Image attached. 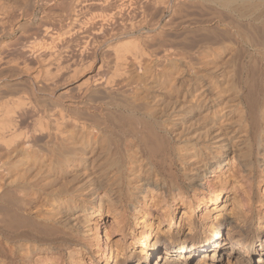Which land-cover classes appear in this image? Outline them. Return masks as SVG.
<instances>
[{
	"label": "bare ground",
	"instance_id": "1",
	"mask_svg": "<svg viewBox=\"0 0 264 264\" xmlns=\"http://www.w3.org/2000/svg\"><path fill=\"white\" fill-rule=\"evenodd\" d=\"M2 1L0 2H5ZM102 1L103 0H101V2ZM136 1L138 0H110L109 2L113 3L111 8L113 13L111 12L110 14V11L108 12L111 17H113V19L111 20L113 21L115 18L114 21L116 24V21L119 20L122 15L126 16V7L131 8V6H134V8H136ZM142 1L144 0H141L140 3H142ZM151 1H144L145 3H143L145 5L141 4L142 7H139L141 9L147 8L153 3H155V1L153 3ZM243 1L246 4L244 7H241V13L244 17H252L253 22H250L249 25L253 31V33L251 32L253 35H245V38L243 39V42L240 45L241 48L238 47V51L236 52V54L231 53L232 50L230 51V53H228V50L231 49V47L226 46L224 42H222V39L220 38V41L219 37L216 35L214 36V34L213 37L207 39L205 38L206 40H198L196 45L201 48L205 47V45H217L223 43L221 46L223 51H214L212 53L209 52L205 54L200 49H197L193 52L188 53L189 55L185 56L186 58H184L188 62V65H191V68L182 70L184 71V76L178 79L179 84L171 85L168 91L163 92V96L165 97L161 98V107L159 112L151 110V107L149 109L147 104L144 105L145 103L143 105H141L142 103L137 104L135 102L137 99H131L129 106L130 110H132V113H130V119H127V121L129 122L127 130L130 132V135L138 139L142 155H144L145 159L148 161V164L150 165L151 169L153 171L156 170L158 172L160 171L161 173L163 172V174H165L167 177V181H150L149 177L151 171L148 172L146 168L142 171L139 170V172H135L133 174L134 178H132V172L134 171L132 169L133 167H131V163L135 162L136 160L134 159V155L129 150V145L124 142L122 144L117 139H114L113 136L110 134L111 132L109 133L108 131L113 123L120 127H124V121L126 120L125 117H118V114L117 116L115 114V117L113 115L114 113L112 114V111H109L108 108L103 109L104 112L102 113V108H99L100 106H94L92 108L90 106L91 109H89V107L83 108L84 105H87L84 103L85 101L83 102L78 99H75L74 94V97H72L73 95L71 96V93L69 94L71 90L68 91L67 88L66 89L68 91V94H66L67 91H62L61 94L59 92V98H61V100H64L65 97L69 96L70 100H67L68 102L60 103L55 101L54 99L50 98L49 100L48 97H45V94H47V92H49L50 90L49 88L52 87V85L49 87L52 80L50 81V83H48L50 79L47 82L43 81L44 79L41 80L43 76H40V72L44 69L42 67H46L47 70L44 69L43 71H47L48 75L51 73H55L53 69L56 65L53 66V69L51 68L52 66L50 65L54 61L48 53H50L49 50H51V48L59 50L58 48H55L56 42L54 43L55 46H52V42L55 35H50L51 33H49L48 29V27L50 26H48L47 28L46 26L45 28L43 27L42 33L38 31L41 33V35L44 34V36H47V38L44 37L45 40L43 42L41 40L39 42V39H37L36 42V39H34V41L32 40V38V41H29L30 43L28 42L29 44H24L23 46L18 45V51L15 49V52H18L21 56H23V58L25 55L30 54L33 59H36V63H40V65L41 63H44V66H42L39 71L38 69L36 70L37 72H35L36 74L34 76V80H36L35 83L37 84V89L40 93V96L38 97H41L42 101L48 103L45 104L43 108H39L40 106H37L38 108H36L35 106L37 104L34 106L32 102L28 101V99L27 101L35 107H32L33 109L29 110L28 108L31 107V104L28 105V102H26V104L25 101L22 100L24 98L20 99V97L18 98V96L14 94L17 97V102L14 99V103L11 101L13 104L8 103L3 107L2 105H0V179L4 180L5 176L8 173L14 172L11 171L10 168H7L8 166H6L10 164L13 160H15V164L13 166H9L18 167L23 171L22 173L19 171L20 173L18 177L13 179V181H0V233L6 236L11 235L13 239H15V243H20L19 246L21 247L25 242L30 243L29 245L23 248V250L25 251V254L23 255L19 252L17 253L16 247L7 249L6 245L2 244L3 241L0 238V256H8L7 252H9L10 257L12 258L11 261L9 260V262L6 264H15L14 260L17 257L24 256L25 258H31L36 254L38 255L36 258L37 262L39 264H42L46 261H52L53 256L59 253L63 254L65 252H69L70 255L75 257L76 254L79 253L80 248H87L90 251V248L93 245V239H88L85 234H81V228L78 223L75 222V220L79 219V214L77 213L79 211H83L86 213V216L89 213H92L93 215L97 214L99 216L102 215L104 210L108 209V211L111 210V212H113L116 216V218L114 219L116 223L120 224V220H118V218H120L122 221L123 218L127 217V214L119 213V211L116 210V207H114L113 202L117 197L122 195L120 201L126 199L128 206L131 208L132 211H134V213L138 210L142 218H146L149 212H151V204L148 200V192L158 197L159 202H162L167 205V209L162 212L161 217L163 218L164 222H169V229L165 230L163 233H155L153 235L151 234V230L146 227V220L140 219V223L137 226L139 227L138 233H133V236L135 238V244H139L143 248L134 249L129 252H125L124 254V249H126V247L124 248L120 245V247H118L117 249L116 255L114 254L113 256V261L111 262V264H264V226H258L254 213L245 211L243 213L240 212L239 214L236 213L235 215L221 214L219 216L213 217V213L217 211L214 210L215 206L213 205H215L220 200L222 194V189L217 187L216 181H214L218 174V171H220L222 168L224 169V171H226L227 169L229 170L236 168L238 171L243 170L247 172H254V170L257 168L259 175L261 177H264V113H260V105H262L263 103L261 104V99L259 98L261 94H258L260 86H263L264 84V81L261 80L262 75L264 73V2L262 4L258 3V5H255V0ZM101 2L96 0H77V5L76 3L74 5L72 3V6L74 7H70H72L73 9L75 8V10L78 12V10H84L89 6L92 8L97 6L99 8L100 4H104ZM107 2L108 1H105V4ZM68 3L69 2H67V4ZM161 4L162 3H160V5ZM154 5L156 7V3ZM162 5L164 7V4ZM109 6L111 7V5ZM234 7L236 8L237 5H235ZM72 8L70 10H72ZM153 8L151 9V12ZM102 9L105 8L102 7ZM143 9L140 10L142 11V13ZM156 9L158 10V7ZM2 10L4 11L5 9L0 4V17L5 15L6 12H10V8L9 10L7 9L8 11L5 10V14L2 13ZM253 10H255V12H251ZM84 11L88 14L87 11H89V8L87 11ZM134 11L136 10L134 9ZM147 11L145 10L144 12ZM153 11L155 12V15H157L156 11ZM158 11H160V8ZM148 12L150 13V10ZM154 12H152L153 15ZM79 13L84 14V12ZM138 13L139 11L137 12V14ZM74 14L76 15L75 12ZM92 14H94V12ZM109 14L107 16L106 13L105 18H109ZM127 15L129 14L127 13ZM80 16L72 15L73 19L71 18L72 22L70 21L71 24L69 23L70 27L68 26L67 28V24V29L65 28L67 31L64 33L60 32V35L61 37L63 36V39L64 35L68 34V37H66V35V38L64 40H68L69 36L74 38L76 35H82L79 38H81V42H84H82L83 45L81 44L82 46L78 53V48L76 49L77 54L71 53L72 55H74L70 56V58L72 57L73 60V62L71 63H74V66L72 69V64H70L73 72V74L71 72L70 75L75 76L76 79L77 74L79 75L81 73V75H83L82 73H85L87 70L93 68V71L96 70V74H91L93 72L92 71L89 75V73L87 72L85 74V76L87 77L85 79L83 78L81 83H77L78 89H81L86 86V89L84 88L85 92H83L84 97L93 101L97 97L96 94L100 93V99L103 100V103L115 104L119 101L124 100L123 98L117 100L118 98L116 97V95L121 94L122 96V92H127L125 91L127 88H125V90L123 89V91L121 90L122 92L119 91L118 85L114 83L115 79L113 78L115 76L111 78L110 74L108 75L103 72L105 70H102L103 66H105L102 62L103 55L99 53V51H96L98 49L97 42H100L102 40L104 42V39H106L105 37L108 36L109 32H107V30H109L110 28H107L106 30V27H111L110 24L112 22L111 20H109L110 18L108 19L110 24H108V22L106 21L107 19L105 20V22H103L104 19L100 18L101 16L97 18L98 15L95 16L96 18L94 16L91 18H89L88 16V18L86 19L85 17L87 16H85L84 18L82 17V19H85L87 21H81V18H79ZM173 16L175 15L173 14ZM11 18L9 20H11ZM128 18L131 17L128 16L127 19ZM122 21L123 20H121V23H123ZM148 21L150 22V20ZM106 22L108 25L105 24ZM117 23L120 26L121 23ZM153 23L152 25L155 28L161 27L162 25L160 21H157V23L155 22L156 24ZM239 26H241V24ZM115 27H117V25H115ZM124 27L126 28V26ZM124 27L123 30H125ZM29 28H32V26H29ZM115 29L118 30L117 28ZM115 29L113 28V30ZM36 30L38 29L36 28ZM63 30L61 31L63 32ZM118 31L120 32V30ZM213 31L215 32V30ZM119 32L114 33L113 31L115 37L121 35V33ZM40 33H38L37 35H39ZM57 33H59V31ZM100 35H102L104 39L101 40L99 37ZM123 35L118 38L112 37V39L110 38L106 40V43H113L115 41L114 39H116V42L114 43L115 45H113L115 46L114 48L116 55L114 53L113 54L114 56H117V67L119 66L120 62L123 63L128 60L125 58V54L127 52H130L132 53V56L134 55L135 58V61H133L132 59V62H135L136 66L141 69L142 66L144 67V64L142 63V60L144 59H141L140 55L141 57L146 56L151 60L152 54L149 52L147 53V51L144 52V47H140L138 44L139 42L135 41L136 39H131L127 42L117 44V40L120 38L123 39ZM27 36L28 35H26V37ZM33 36L35 38V34ZM59 36H56V38ZM20 37L18 36V38ZM42 37L40 38L43 39ZM127 37L132 36L127 35ZM155 37L157 39L156 35ZM22 40L24 41L25 38ZM28 40H25V43ZM56 40H59L57 41L59 43L62 39L60 40V38H58ZM233 41H235L238 45L240 44V41H237L236 39H234ZM20 42L22 43V41ZM146 42L148 41L146 40ZM2 43L3 41L1 42V44ZM95 43L97 45L95 46L97 49L89 47L91 44L93 47V44ZM78 45L79 44H77V46ZM66 46H62L63 49ZM252 47L255 48L254 50L258 52L260 57L252 56L248 65V60H245L244 53ZM57 50L54 53L51 52L50 54H55ZM101 51H103V49ZM59 52L60 53L58 54H60L61 56L62 49ZM63 52L65 53L66 51L64 50ZM73 52H75L74 49ZM143 53L145 54V56H143ZM153 54H155V52ZM55 56L58 55H54V57ZM75 56H78V59H76ZM172 56V52H168L163 57L164 62L162 61V59H160V57L153 60L155 62L162 61V64L165 63L167 65H175L176 67L179 63H184L183 61H181V58L179 59ZM28 57L29 55L26 58ZM73 57L75 58L73 59ZM32 58L31 60L29 59L31 62L33 60ZM49 58L51 59L50 62ZM1 60H4L3 57ZM27 60H24L26 62L23 61V63L27 64ZM54 60L57 64V67H55L56 71H61L65 69L66 66H64V64L62 65V57L58 56V58H55ZM8 62L10 63L9 60ZM8 62L6 60V63ZM65 62L63 63L69 65V62ZM15 63L16 62H14V65H16ZM32 63H34V66H36L35 62ZM55 63H52V65ZM21 65L23 64L21 63ZM27 65H23L24 68ZM29 65L30 66L27 67L30 68L28 69L30 71L31 66L33 64L29 63ZM68 65L67 67H69ZM185 65L187 66V64ZM2 67L7 66L5 65ZM15 67L18 70L17 65ZM119 67L122 68L121 65ZM157 67L153 71H151L150 69L147 70L145 68V73L150 72L148 74L152 76V79L146 83V85L148 86V88H146V97H152L151 93L155 92V90L152 89L153 86H158L160 84L162 86H164V84L167 85L168 83L165 78L168 77V81H170L171 77L174 75L171 72L166 71V69L162 68L160 65H158ZM20 68L23 69L22 66ZM25 69L23 71L28 72V70ZM51 69L54 72H51ZM2 71L3 70H0V75L3 76ZM58 71L57 73H59ZM140 71L143 75L144 72L142 70ZM188 73H191L190 77L188 76L189 78H186V75H188ZM62 74L63 73L61 72V75ZM45 76L47 75H44V77ZM56 76H58V74ZM64 76L65 75L60 77L63 78ZM45 78L48 79L50 77ZM92 78H94V82H96L93 83V86L91 85L92 83L90 84ZM217 78H219V80H216ZM58 79L57 82H60L58 81ZM116 80L118 79L116 78ZM132 82L133 81H131V83ZM74 83L75 82H73V84ZM126 83H128V81ZM202 83L204 84L202 85ZM53 84L57 85L56 81ZM114 84H116L117 86H114ZM94 86H98L99 89L95 88ZM55 87L57 88V86ZM135 88L131 89L134 90ZM47 89L49 90L46 91ZM31 90H33V88ZM77 96L78 95H76V97ZM188 97H192L191 100L195 99V104H197V106L203 108L204 110L209 109V113H199L196 114V116H193V118H186L184 116L178 118L177 122L173 124L175 126L180 125V129L181 127L182 129L181 131H178L177 133L173 134L175 131L172 130V132L167 128V126H169L168 123L171 124V122H174L172 116L178 115L177 112L181 111L180 109H178V107L182 103L186 104L185 101L186 99H188ZM100 101L101 100H99V102ZM23 102L25 105L23 104ZM192 105L194 104H191L190 106L188 105V108L183 109L182 112L187 113V116L189 113L192 114L194 108L191 107ZM50 107L51 110L48 113ZM58 107L60 108L58 109ZM55 108H57L59 111H57V109ZM53 109H55L58 113H54L56 111ZM171 109L173 110L172 113L169 112ZM136 110H141L147 116L135 117L134 112ZM210 113H214L215 117L212 114L210 115ZM184 125L189 126L185 128ZM190 127H194V129L191 131L190 129H188L189 133H197L198 139L196 138L195 140H192L189 137H185L181 140V142H184V145H189L192 148L195 147L196 150L194 155H197V159H193L194 163L196 162V164L198 165L200 162H203L198 165V167L196 166L197 169H195V171L190 172L189 170L184 169V171L182 170L180 173H178L173 165L175 157L173 156L172 145L174 147L176 146L172 144V142L173 140L174 142L177 141L175 136H179V138L186 136L188 134L185 133L188 132L186 131V129ZM202 130H205L206 134L209 133L206 136L207 140L204 138L205 141H207L206 143L203 139L200 140V138H203L204 136V132L202 133ZM212 143L217 144L215 146L209 145ZM200 144L203 146L198 148L197 146H200ZM206 149H209L210 153H212L211 157H208L209 154L207 153ZM176 150L178 151V147L176 148ZM176 155H178L179 160L184 162L183 154L178 152V154ZM108 158L112 159L113 165L115 166V169H113L112 173H110L111 171L109 172L107 171V169L103 168L104 162ZM136 182H141L140 192L143 194V196L141 197H138L137 194L131 192V187L133 188ZM202 190L206 191L203 193V197L201 199L207 197V199L211 201V204L213 205L209 207V204L207 203L204 207L205 211L195 214L194 216L189 218L181 216L180 220H178L177 222L174 221L175 214L177 213V208L174 209V207H180V205L183 206L184 204H188L190 209H193L194 211L197 206H199L198 203L196 205V201L202 200L200 199L199 195L190 194V192L194 191L198 193ZM60 195L65 196V199L63 201L60 200ZM50 198L53 199L55 202L52 204L50 203L51 205H53V209L47 210L46 208H44V206L49 204L48 201L50 200ZM175 201H178L177 204L179 205H175ZM54 207L58 208L55 210ZM166 212L168 214H166ZM182 222L185 225L189 226V230H184V225H182ZM99 225L100 220L98 219L96 223L95 233H91V236L96 234L95 236L98 241V252H101V258L103 260L108 261L112 257V245L108 243L107 239H102V236L99 231ZM105 235L107 236V233ZM71 244L75 245L72 246ZM110 252L111 254H109ZM92 256L93 253L91 257ZM96 263L100 264V258L99 260H96ZM70 264H77V261L74 260V262Z\"/></svg>",
	"mask_w": 264,
	"mask_h": 264
},
{
	"label": "rangeland",
	"instance_id": "2",
	"mask_svg": "<svg viewBox=\"0 0 264 264\" xmlns=\"http://www.w3.org/2000/svg\"><path fill=\"white\" fill-rule=\"evenodd\" d=\"M2 1V0H0ZM5 1V2H3ZM2 2L3 3H6V4H3L0 2L1 6H3V8L8 11L9 8H10V12L8 11V13L6 12L5 14V10L2 12L4 13L5 15H3L2 17H0V58L5 60H1V65L2 66H7V67H1L0 70H3L2 71V75H0V105H2V107L8 103L10 104H13L14 103V99L15 101L17 100L16 96H18V98L20 97V99H22L23 101L28 102H32V104L35 106L36 104V108H38L37 106H40L39 108H43L45 104H47L48 102H44L42 101V98L41 97H38L40 96V93L38 92V89H37V84L35 83L36 80H34V76H35V72H37L36 70L38 69H41L42 66H44L42 63L40 65V63H36L37 61H35L36 59L32 58V56L30 54H27L25 55L26 57L29 55V57H31L33 60L32 62H35L36 63V66H34L35 64L32 63L30 60L31 58H26L24 56H21L18 52H15L16 50L18 51V48L19 46H23L24 44H29L30 42L29 41H32L34 39H36V42H37V39H39L38 41L40 42V40L43 42L45 39L44 37L47 38V36H44V34L41 35V33L43 32V27L46 28L48 26V29H49V33H51L50 35L51 36H54V39H53V42H52V46L54 47L55 45V48H58L59 50H57V52L55 54H53L56 50L55 49H52L49 50L50 53L53 52L51 55L50 53L49 56L52 57V60L54 62L52 63H55V58H58L59 57H62V65L64 64L65 69L61 70V71H58L59 73H57L56 71V68L57 67V64H53L51 63L50 66H52L51 68L53 69V66H54V71L55 73H51V72H54L52 69V71L50 72L51 74L48 75V72L47 71H43L44 69H46V67H42L44 68L41 72H40V76L44 79L43 81H48V83H50V81L52 80L53 83H57V85L53 84L52 82L50 83L49 87L52 85V89L49 88L47 89L46 91L49 90V92H47V94H45L46 96L45 97H48V99L50 100L51 99H54L55 101L57 102H68L70 99H69V96L65 97V99L61 100L60 97V94L62 91H70L69 94L72 96L73 94L74 95L72 97H74L75 99H78L80 101H85L84 103L87 104V105H84L83 108H88L91 109L92 107L94 106H100L99 108H102V113L104 112L103 109L105 108H108L109 111H112V114L115 116H117L118 114V117H125V121H124V127H120L118 125H115L114 123L111 125L110 129L108 130L109 133L113 136L114 139H117L118 141H120L122 144L123 142L128 144L129 145V150L130 152L134 155V159L136 160L135 162L131 163V167H133V171L132 172V178H134V173L135 172H139V170H143L146 168V170L149 172L151 171L150 173V181H167V177L165 174H163V172L161 173L160 171H156V170H152L150 165L148 164V161L145 159L144 155H142V152H141V147H140V143L138 141V139L132 135H130V132L127 130V126H129V122L127 121V119H130V113H132V110H130V102H131V99L132 100H136L135 102L137 104H141L143 105H148V108L150 109L151 107V110H154V111H158L160 110V107H161V98H164L165 96L163 92H166L168 91V89L171 87V85H177L179 84V78H182L184 76V71L182 70H185V69H190L191 68V65H188V62L186 61V57L187 55H189L188 53L190 52H193L194 50H197V49H200L203 53L207 54L209 52H214V51H218V52H221L223 51L222 50V44L223 43H220V44H217V45H205V47H198L197 42L198 40H206L207 38H210V37H213V34L214 36H218L219 39L221 38L222 39V42H224V44L226 46H229L231 47V49L228 50V53H233V54H236V52L238 51V47H240L241 43L243 42V39L245 38V35H250L252 36L253 34V31L252 29L250 28V22H253V19L252 17H249V16H242V6L244 7L245 6V2L243 0H154L155 3H156V7H155V3H153L154 1H151L153 4L147 8H142L143 9V13L142 10L139 6H141V4L145 5L144 3L148 0H144L142 1V3H140L141 0H138L136 1L135 3H137V5L135 4V7L134 6L131 8L130 7H126V16H130L131 18H128L125 16V15H122L124 18H125V21H124V18L120 17L119 20L116 21V24H115V18H114V25H113V21L111 19H113V17H111V12L113 13V11L111 10L112 8V5L113 3L109 2L110 0H103L101 2V0H96V1H100L101 3H104L105 4V1H108L105 5L104 4H100V9L97 7V6H93L94 8L92 7H87L86 9L84 10H88L89 8V11L88 14L84 11V10H78V12L75 10V8L73 9L72 7V3L73 5L76 3L77 5V0H3ZM40 1V2H39ZM51 1V2H50ZM80 1V0H78ZM159 1V2H157ZM67 2H69L67 4ZM144 2V3H143ZM165 2V3H164ZM264 1L263 0H255L254 3L255 5H258V3L262 4ZM45 3V4H44ZM139 3V5H138ZM159 3V4H158ZM160 3L164 4V7L163 5ZM169 3V4H168ZM241 3H244V4H241ZM10 4V5H9ZM13 4V5H11ZM9 5V6H8ZM75 5V7H76ZM109 8H107V6ZM111 5V7L109 6ZM153 5H154V8H153ZM157 5H160V6H157ZM167 5V6H165ZM237 5V7L235 8L234 6ZM8 6V7H7ZM12 6V7H11ZM72 6V7H70ZM99 6V5H98ZM104 7L105 9H102V7ZM106 6V7H105ZM171 6V7H170ZM174 6V7H173ZM7 7V8H6ZM59 7V8H58ZM142 7V6H141ZM151 7V8H150ZM158 7V10L160 8V11H158L156 8ZM72 8V10H70ZM92 8V9H90ZM130 8V9H128ZM136 11H134V9ZM153 8V10L156 11V14L155 15V12L152 10V12H154V15L153 13L151 12V9ZM241 8V9H240ZM8 9V10H7ZM45 9V10H44ZM61 11H60V10ZM77 9V8H76ZM139 9V10H138ZM150 10V13L147 11ZM162 9V10H161ZM169 9V10H168ZM64 10H65V13H64ZM75 10V11H74ZM93 10V11H92ZM105 10V11H104ZM147 11V12H144V11ZM13 11V12H12ZM69 11H72V12H69ZM76 13V15L80 16L79 18H81V21H87L85 20L86 18H91V17H95L97 16V18H102L104 19L103 22H105V20L108 22V24H110L109 20H111V24L109 26L106 27V30L107 28L109 30H107V32H111L113 30V28H117L118 30H120V32L118 30H113L114 33H121V35H123V39L120 38L117 40V44L118 43H123V42H127L128 40H135L136 42L138 41L139 43V46L140 47H144L143 50L144 52L147 51V53H151L152 54V59L150 60L148 57L145 56V54L143 56L145 57H141L140 55V58L141 59H144L142 60V63L144 64V67L142 66L141 69H139L135 62H132V59L133 61H135L134 59V55L132 56V53H126L125 54V58L128 59L126 60L125 62L119 64V66L121 65L122 68H119L117 67L116 65V58L117 56H114L115 54V45L114 43L116 42V39H114L115 41L113 43L109 42V43H106L108 39H112V37H115V35L113 34V31L109 34L108 33V36H106L104 39V37H102V35H100V39H104V42L103 40L102 41H98L97 44L98 46L95 44H93V47H92V44L89 46L93 49H95L97 46L98 49L96 51H99V53H101L103 55L102 57V62L104 63L105 66H103L102 70L105 69L103 72L105 74H110L111 78L114 77L113 79H115L114 83H116L118 85V88H119V91H123V89L125 90V88H127L125 91L127 92H122V96L121 94H117L116 97L118 98L117 100H120V98H123L124 100L122 101H119L117 103H112V104H109V103H103V100L100 99V93H97L96 96L99 98H95L93 101L91 99H88L86 97H84V93L85 92V89H86V86H84L83 88L81 89H78L77 87V83H81V81L83 80V78L85 79L87 76H85V74L88 72L89 75H90V72L93 71V68L92 69H89L87 70L85 73H82L83 75H81V73L78 75H76V79H75V76H71V72H72V69H73V66H74V63L72 64L71 62H73L72 60V57L70 58V56H74L72 54H77L78 51L80 50L81 46L83 45V43L81 42V37L82 35H76L74 38H72L71 36H69V39L68 40H64L66 37H68V34L64 35V39L61 37V33H64L66 32L68 26H69V23L71 24L72 22V15L73 16H76L74 14V12ZM110 11V12H109ZM128 11V12H127ZM139 11V13L137 14V12ZM161 13V14H159ZM163 11V12H162ZM258 11V10H256ZM58 12V13H57ZM63 14H62V13ZM79 12H84V14H81ZM90 12V13H89ZM94 12V14H92ZM101 12V13H100ZM104 12V13H102ZM110 14H109V13ZM132 12V13H131ZM135 12V13H134ZM251 12H255V10L251 11ZM25 15H24V14ZM55 13V14H54ZM107 13V16L108 14L110 15L109 18H105L106 17V14ZM127 13L129 15H127ZM142 13V14H141ZM152 13V14H151ZM21 16H20V15ZM47 14V15H46ZM61 14V15H60ZM91 14V15H90ZM102 14V15H100ZM131 14V15H130ZM149 14V15H148ZM159 14V16H158ZM173 14L175 16H173ZM2 15V14H1ZM24 15V16H23ZM70 15V16H68ZM113 15V14H112ZM136 15V16H135ZM147 15V16H146ZM172 15V16H171ZM8 16V17H7ZM18 16V17H17ZM26 16V17H25ZM87 16V17H85ZM133 16V17H132ZM158 16V17H157ZM6 17V18H5ZM11 20H9L10 18ZM16 19H15V18ZM58 17V18H57ZM82 17L85 19H82ZM118 17V15H117ZM146 17V18H144ZM148 17V19H147ZM8 18V19H7ZM72 18V19H71ZM96 18V17H95ZM137 18V19H136ZM159 18V19H158ZM163 18V19H162ZM62 19V20H61ZM109 19V20H108ZM118 19V18H117ZM127 19V20H126ZM135 19V20H134ZM234 19V20H233ZM30 20V21H29ZM43 20V21H42ZM60 20V21H59ZM121 20H123L121 23ZM147 20V21H146ZM150 20V22L148 21ZM162 24L161 27H158V28H155L152 23L155 21L157 23V21ZM238 20V21H237ZM8 23H7V22ZM14 21V22H13ZM16 21V22H15ZM24 21V22H23ZM71 21V22H70ZM128 21V22H127ZM133 21V22H132ZM143 21V22H142ZM153 21V22H152ZM162 21V22H161ZM6 22V23H4ZM42 22V23H41ZM45 24H44V23ZM102 22V23H103ZM107 22L105 23L106 25ZM120 24V26L118 25V23ZM124 22H125V25H124ZM148 22V23H147ZM154 22V23H155ZM3 23V24H2ZM10 23V25H9ZM41 23V24H40ZM54 23V25H53ZM57 23V24H56ZM59 23V24H58ZM64 23V24H63ZM66 23V24H65ZM127 23V24H126ZM153 23V24H154ZM155 23V24H156ZM169 23V24H167ZM173 23V24H172ZM6 24V26H5ZM50 24V25H48ZM68 24V25H67ZM122 24H123V27L126 26V28L124 27L125 30H123V27H122ZM129 24V25H128ZM133 24V25H132ZM143 24V25H142ZM241 24V26H239ZM8 25V26H7ZM24 27H23V26ZM66 25H67V28H66ZM105 25V26H106ZM115 25H117V27H115ZM151 25V26H150ZM29 26L32 28H29ZM35 26V27H34ZM58 26V27H57ZM130 26V27H129ZM133 26V27H132ZM164 26V27H163ZM243 26V27H242ZM246 26V27H245ZM19 27V28H18ZM34 27V28H33ZM60 27V28H59ZM70 27V26H69ZM113 27V28H112ZM122 27V28H121ZM150 27V28H149ZM152 27V28H151ZM7 28V29H6ZM26 28H27V31H26ZM36 28L38 30H36ZM42 30H40V29ZM58 28V29H57ZM66 28V29H65ZM120 28V29H119ZM129 28V29H128ZM160 28V29H159ZM220 30H219V29ZM229 28V29H228ZM247 28V29H246ZM21 29V30H20ZM35 29V30H33ZM54 29V30H52ZM64 29V30H63ZM112 29V30H111ZM145 29V30H144ZM154 29V30H153ZM251 29V30H250ZM32 30V31H31ZM63 30V32L61 31ZM111 30V31H110ZM128 30V31H127ZM139 30V31H138ZM161 30V31H160ZM215 30V32L213 31ZM4 31V32H3ZM7 31V32H6ZM25 31V32H24ZM40 31V32H38ZM51 31V32H50ZM54 31V33H53ZM56 31V32H55ZM59 31V33H57ZM123 31V32H122ZM30 32V33H29ZM61 32V33H60ZM126 32V33H125ZM129 34H128V33ZM131 32V33H130ZM146 32V33H145ZM214 32V33H213ZM252 32V33H251ZM35 34V38H34V34ZM38 33H40L39 35H37ZM150 33V34H149ZM251 33V34H250ZM20 34V35H18ZM54 34V35H53ZM166 34V35H165ZM170 34V35H169ZM174 36H172V35ZM22 35V36H21ZM26 35H28L26 37ZM31 37H30V36ZM60 35V36H59ZM114 35V36H113ZM121 35H119L118 37H120ZM128 36H132V37H127ZM155 35L157 36V39L155 37ZM18 36L20 38H18ZM38 36V37H37ZM43 36V37H42ZM56 36H59L56 38ZM66 36V37H65ZM226 36V38H225ZM244 36V37H243ZM16 37V38H15ZM30 37V38H29ZM40 37H42L43 39H41ZM102 37V38H101ZM117 36L115 38H118ZM150 37V38H149ZM161 37V38H160ZM25 40H28L26 41L25 43V40L23 41L22 39ZM33 38V39H32ZM60 38V40H64V41H60L59 43L57 41L59 40H56ZM72 38V39H71ZM79 38V39H78ZM147 38V39H146ZM160 40H159V39ZM201 38V39H200ZM206 38V39H205ZM229 38V39H228ZM21 39V40H20ZM32 39V40H31ZM152 39V40H151ZM220 39V41H221ZM234 39H236L237 41H240V44L238 45L235 41H233ZM22 41V43L18 42V41ZM55 40V41H54ZM76 42H74V41ZM99 40V39H98ZM146 40L148 42H146ZM155 42H154V41ZM159 40V41H158ZM202 40V41H203ZM229 40V41H228ZM3 41V43L1 44V42ZM35 41V40H34ZM69 41V42H68ZM168 41V42H167ZM194 41V42H193ZM15 42V43H13ZM29 42V43H28ZM56 42V43H55ZM63 42V43H62ZM68 44H67V43ZM74 44H73V43ZM81 42V43H80ZM102 42V43H101ZM151 44H150V43ZM172 44H171V43ZM55 43V45H54ZM66 43V44H65ZM71 43V44H70ZM92 43V42H91ZM145 43V44H144ZM157 43V44H156ZM170 43V44H169ZM190 43V44H189ZM232 43V44H231ZM11 44V46H10ZM15 44V45H14ZM22 44V45H21ZM62 44V45H61ZM73 44V45H72ZM77 44H79L77 46ZM82 44V45H81ZM152 46L150 47L149 46ZM176 44V45H174ZM194 44V46H193ZM9 45V46H8ZM19 45V46H18ZM61 45V46H60ZM69 47H67V46ZM108 45V46H107ZM112 45V46H111ZM172 47H171V46ZM17 46V47H16ZM58 46V47H57ZM66 46L64 49L63 47ZM74 46V47H73ZM172 48H170V47ZM196 46V47H195ZM60 47V48H59ZM62 47V48H61ZM75 52H73V49ZM76 47V48H75ZM150 47V49H149ZM163 49H162V48ZM195 47V48H194ZM12 48V49H11ZM68 48V49H67ZM78 48V49H77ZM241 48V47H240ZM16 49V50H15ZM62 49V52L65 50L66 52L62 53L61 52V56L59 51H61ZM76 49H77V53H76ZM103 49V51H101ZM149 49V50H147ZM161 49V50H160ZM169 49V50H167ZM190 49V50H189ZM255 48L252 47L250 49H248L245 53H244V57H245V60H248L247 61V64L249 63V61L251 60V57H260V55L258 54V52L256 50H254ZM5 50V51H4ZM10 50V51H9ZM14 50V51H13ZM159 50V51H158ZM163 50V51H162ZM192 50V51H191ZM69 51V53H68ZM71 51V52H70ZM171 53L172 52V57H176V58H181V61H183L184 63H179L177 65V67L174 65H167V64H162V61H163V57L165 56V54H167L168 52ZM4 52V53H3ZM6 52V54H5ZM155 52V54H153ZM157 52V53H156ZM159 52V53H158ZM12 53V54H10ZM72 53V54H71ZM108 53V54H107ZM114 53V54H113ZM165 53V54H164ZM9 54V55H8ZM16 54V55H15ZM20 56V59H19V56ZM63 54V55H62ZM69 54V55H68ZM106 54V55H104ZM174 54H178V55H174ZM1 55H4V56H1ZM15 55V56H14ZM54 55H58V56H55ZM65 55V56H64ZM109 55V56H108ZM116 55V54H115ZM183 57H182V56ZM17 57V58H14V57ZM67 56V57H66ZM108 56V57H106ZM154 56V57H153ZM156 56V57H155ZM22 57V58H21ZM69 57V58H68ZM76 57V56H75ZM73 57V59L75 58ZM78 57V56H77ZM76 57V59H78ZM158 57H160V59H162V61H154L153 59H157ZM185 57V58H184ZM13 58V59H12ZM26 58V59H25ZM65 58V59H64ZM106 58V59H105ZM110 60H108V59ZM111 58V59H110ZM113 58V60H112ZM248 58V59H247ZM13 61H11V60ZM17 59V61H16ZM28 59V60H27ZM30 59V60H29ZM64 59V60H63ZM66 59H69V60H66ZM184 59V60H183ZM6 60L8 62V60L10 61V63H6ZM15 60V61H14ZM24 60H27V64L26 63H23ZM50 58H49V62H50ZM4 61V62H3ZM19 61V63H18ZM69 62V65L68 64H65L66 62ZM3 62V63H2ZM14 62H16L15 64L17 65L18 67V70L17 68L15 67L16 65H14ZM26 62V61H24ZM57 62V60H56ZM65 62V63H63ZM110 62V63H109ZM115 62V63H114ZM128 62V64H127ZM155 62V63H154ZM159 62V63H158ZM164 62V61H163ZM187 62V63H186ZM21 63L25 66L27 65L28 67L30 66V64H33L32 66L35 67L33 68L31 66V70L29 71L27 66V68L25 69L23 65H21ZM162 65H161V64ZM72 64V69H71V65ZM99 64H100V61H99ZM125 64V65H124ZM142 64V65H143ZM187 64V66L185 65ZM22 66V68L19 67ZM38 65V66H37ZM40 65V66H39ZM67 65L69 67H67ZM107 65V66H106ZM124 65V66H123ZM160 65L161 67L163 65L162 68L166 69V71L168 72H171L172 74H174L172 77H171V80H169V78H165L166 81H167V85L164 84V86H162L161 84L160 85H155L152 87L153 90H155L154 93H151L152 97L150 98L149 96L146 97V88H148V86L146 85L147 82H149V80L152 79V76H150V72L148 73H145V68L147 70H155L156 67ZM249 65V64H248ZM49 66V67H50ZM63 66V67H64ZM106 67V68H104ZM110 67V68H109ZM124 67V68H123ZM7 68V70H6ZM70 68V70H69ZM118 68V69H117ZM159 68V67H157ZM16 69V70H15ZM22 69V70H21ZM28 70L27 71H23V70ZM58 69V68H57ZM124 69V70H123ZM10 70V71H9ZM15 70V71H14ZM23 72H21V71ZM68 70V72H67ZM108 70V71H107ZM142 70L144 73L142 75V72L140 71ZM65 71V72H63ZM126 71V72H125ZM138 71V72H137ZM140 71V72H139ZM6 74H5V73ZM10 72V73H9ZM18 72V74H17ZM46 74H44V73ZM61 72L63 73L61 75ZM67 72V73H66ZM70 72V73H69ZM108 72V73H107ZM110 72V73H109ZM117 72V73H115ZM132 72V73H131ZM15 73V74H14ZM31 73V74H30ZM113 73V74H112ZM129 73V75H128ZM140 73V74H139ZM34 74V75H33ZM42 74V75H41ZM47 75L45 77H50L48 79H46L44 77V75ZM55 74V75H54ZM58 74V76H56ZM60 74V75H59ZM73 74V72H72ZM91 74H96V70L93 71ZM113 76H112V75ZM121 74V75H120ZM126 74V75H125ZM133 74V75H132ZM139 74V75H138ZM191 74V73H190ZM190 74L188 73V75H186V78H189L190 77ZM32 75V76H31ZM65 75L63 78L60 77V76H63ZM69 75V76H68ZM125 75V76H124ZM182 75V76H181ZM31 76V77H30ZM131 80H130V78ZM138 76V77H137ZM150 76V77H149ZM189 76V77H188ZM2 77V78H1ZM5 77V78H4ZM33 77V78H32ZM53 79H52V78ZM55 77V78H54ZM124 79H123V78ZM144 77V78H142ZM32 78V79H31ZM59 78V79H58ZM62 78V79H61ZM66 78V79H64ZM71 78V79H70ZM116 78L118 80H116ZM121 78V79H120ZM140 78V79H138ZM142 78V80H141ZM264 73L262 75V79L264 81ZM26 79V80H25ZM28 79V80H27ZM57 79L58 81L60 82H57ZM70 79V81H69ZM73 79V80H72ZM128 79V80H127ZM137 79V80H136ZM164 79V78H163ZM22 82H21V81ZM34 82H33V81ZM55 80V81H54ZM63 80V81H62ZM123 82H122V81ZM126 80V81H125ZM215 80V79H214ZM216 80H219V78H217ZM14 81V82H13ZM92 81V82H91ZM90 81V84L93 86V83H96L94 82V78H92ZM118 81V82H117ZM121 81V82H120ZM128 81V83H126ZM131 81H133L131 83ZM6 82V83H5ZM12 82V83H11ZM19 82V83H18ZM29 82V83H27ZM73 82H75L73 84ZM59 83V84H58ZM124 83V84H123ZM140 83V84H139ZM14 84V85H13ZM17 84V85H16ZM26 84V85H25ZM29 86H28V85ZM34 84V85H33ZM36 84V85H35ZM63 84V85H62ZM116 84H114V86H117ZM123 87V88H121ZM123 84V85H122ZM137 84V85H136ZM204 83H202L203 85ZM263 84V83H262ZM25 85V86H24ZM170 85V86H169ZM31 86V87H30ZM57 86V88L55 87ZM74 86V87H73ZM145 86V87H144ZM157 86V87H156ZM29 87V88H28ZM55 87V88H53ZM64 87V88H63ZM70 87V88H69ZM76 87V88H75ZM95 87V86H94ZM137 87V88H135ZM24 88V89H23ZM33 88V90H31ZM67 88V89H66ZM85 88V89H84ZM95 88H98L99 87H95ZM117 88V87H116ZM121 88V89H120ZM131 88H135L134 90L131 89ZM23 89V90H22ZM26 89V91H25ZM36 89V90H35ZM62 89V90H61ZM66 89V90H64ZM78 89V90H77ZM137 89V90H136ZM10 90V91H8ZM16 90V92H15ZM21 90V91H20ZM28 90V91H27ZM31 90V91H30ZM77 90V91H76ZM101 90V89H100ZM130 90V91H129ZM133 90V91H132ZM161 90V91H160ZM12 91V92H11ZM68 91L66 92V94H68ZM144 91V92H143ZM3 92V93H2ZM28 92V93H27ZM51 92V93H50ZM60 92V94H59ZM75 92V93H74ZM129 92V93H128ZM137 92V93H136ZM10 93V94H9ZM31 93V94H30ZM81 93V94H80ZM83 93V94H82ZM133 93V94H132ZM9 94V95H8ZM16 96H15V95ZM21 94V96H20ZM30 94V95H29ZM57 94V95H56ZM59 94V96H58ZM140 94V95H139ZM258 95L259 98L261 99V104L260 105V113H264V84L263 86L261 85L260 86V89L258 90ZM3 95V96H2ZM30 98H29V96ZM48 95V96H47ZM76 95H78L76 97ZM82 95V96H80ZM99 95V96H98ZM119 95V96H118ZM125 95V96H124ZM134 95V96H133ZM15 96V97H14ZM28 96V97H27ZM35 96V97H34ZM142 96V97H141ZM145 96V97H144ZM11 97V98H10ZM14 97V98H12ZM262 97V98H261ZM8 98V99H7ZM67 98V99H66ZM71 98V97H70ZM192 98V97H191ZM190 97H188V99H186V104H181L178 109H180L181 111L177 112L178 115L176 116H172V119L174 120V122H171L168 123L169 126H167V128L169 130H174L175 133H177L178 131H181L180 129V125L178 126H175L173 123H176L177 122V119L180 118V117H186V118H193V116H196V114H199V113H205V112H208L209 113V109H203L199 106H197V104H195L196 100H191ZM4 99V100H3ZM29 99V100H28ZM35 99V100H34ZM139 99V100H138ZM148 99V100H147ZM28 100V101H27ZM34 102H33V101ZM48 100V101H49ZM61 100V101H60ZM68 100V101H67ZM99 100H101L99 102ZM263 100V101H262ZM13 103H12V102ZM21 101V100H20ZM124 101V102H123ZM192 101V102H191ZM17 102V101H16ZM22 102V101H21ZM30 102H28V105L31 104ZM36 102V103H35ZM127 102V103H125ZM139 102V103H138ZM194 102V103H193ZM44 103V104H43ZM149 103V104H148ZM24 104V102H23ZM27 104V103H26ZM31 104V107H29L28 109H33L35 108L34 106H32ZM103 104V105H102ZM191 104H194L192 105L191 107L193 108V112L192 114L189 113L188 116H187V113H184L182 112L183 109L185 108H188V105L190 106ZM25 105V104H24ZM23 105V106H24ZM128 105V106H126ZM22 106V105H21ZM91 106V108H90ZM185 106V107H184ZM27 107V105H26ZM25 107V108H26ZM33 107V108H32ZM49 107V106H48ZM104 107V108H103ZM60 107H58L59 109ZM182 108V109H181ZM217 108V107H216ZM263 108V109H262ZM57 109V108H55ZM53 109V110H55ZM57 109V111H59ZM51 110V107L49 108L48 110V113L50 112ZM204 110V111H203ZM56 111V110H55ZM54 112V113H58V112ZM124 111V112H123ZM131 111V112H130ZM203 111V112H202ZM124 114H123V113ZM170 113L173 112V110L171 109L169 111ZM181 112V113H180ZM46 113V114H48ZM134 116L135 117H144V116H147L145 113H143L141 110H136L134 112ZM186 114V115H183V114ZM214 115V113H210V115ZM120 115V116H119ZM161 115V114H159ZM115 116V117H116ZM215 117V115H214ZM189 126V125H188ZM186 125H184V127H188ZM193 130L194 127H190V128H187L186 131L188 132H185V133H188L186 136L182 137V138H179V136H175L177 141L172 142V144H174L176 147H174L172 145V149H173V156L175 157L174 158V167L176 169V171L178 173H180L182 170L184 171V169H187L189 170L190 172L192 171H195L196 166L198 167V165H200L202 162H200L198 165L196 164V162L194 163L193 159H197V155H194L195 153V147H190L189 145H184L185 143L184 142H181L182 139H184L185 137H189L190 139L192 140H195L198 136L197 133H193L190 134L189 133V130ZM170 131V132H171ZM173 132V131H172ZM171 132V133H172ZM204 132V133H203ZM202 133L204 134L203 138H200L203 139L205 141V139L207 140V133L205 132V130H202ZM206 134V135H205ZM173 137V136H172ZM205 138V139H204ZM198 139V138H197ZM126 140V141H125ZM207 141H205L206 143ZM210 143V142H208ZM217 143H212V144H209V145H213L215 146ZM203 145L200 144V146H197L198 148L201 147ZM178 147V151L176 150V148ZM196 147V148H197ZM204 150V149H203ZM177 151V152H176ZM194 151V152H193ZM207 153L209 154L208 157H211L212 156V153H210L209 149H206ZM178 152H180L181 154H183V161L182 162L181 160H179L178 158ZM15 160H13L10 164L6 165L8 166L7 168H10L11 171H14L12 173H8L4 180H8V181H13V179L17 178L19 173L23 172L20 168L18 167H10L9 165L13 166L15 164L14 162ZM13 163V164H12ZM148 164V166H147ZM5 166V167H6ZM21 167V166H20ZM114 167V168H113ZM148 167V168H147ZM224 167V166H223ZM103 168L104 169H107V171H111L110 173L113 172V169H115V166L113 165V162H112V159L111 158H108L106 159V161L104 162V165H103ZM194 168V170H193ZM151 169V170H150ZM8 170V169H7ZM18 170V171H17ZM20 171V172H19ZM7 172V171H6ZM108 172V173H109ZM217 176L215 178L214 181H216V185L217 187H219L220 189H222V194H221V197H220V200L215 204H211L212 202L209 201L206 198L204 199H201L203 197V193L206 191V190H202L200 192H194V191H191L190 194H197L199 195L200 199L202 201H196V205L198 203L199 206H197V208L193 211V209H190L189 205H180V207H174V209L177 208V213L175 214V220L174 221H178L180 220V217L183 216L185 218H189V217H192L194 216L195 214H198V213H201L203 211H205L204 207L206 206V204L208 203L209 204V207L210 206H215V209L214 210H217L215 213H213V217L215 216H219L221 214H224V215H235L236 213H240V212H245V211H249L250 213H254L255 215V218L257 220V224L259 227H262L264 226V177H261L258 173V169L256 168L254 170V172H247V171H238L236 168L234 169H227L226 171H224V169L222 168L220 171L217 172ZM13 174V175H12ZM10 175V176H9ZM148 175V174H147ZM14 177V178H13ZM2 179H0V181H4ZM136 181H141V180H136ZM253 184V185H251ZM220 185V186H219ZM222 186V187H221ZM141 191V182H136L134 184V187L132 188L131 187V192H133L134 194H137L138 197H141L143 196V194L140 192ZM149 195H148V200H149V203L151 204V207H150V211L149 214L146 216V218H142V216L139 214L138 210L134 213V211L131 210V208L128 206L127 204V200L124 199L123 201H120V198L121 196L117 197L115 200H114V207H116V210L119 211V213L121 214H127V217L123 218L122 221L120 218H118V220H120V224H117L116 221L114 220L116 218V216L114 215L113 212L108 211V209L104 210L102 215H93L92 213H89L87 214V216L85 215L86 213L83 212V211H79L77 214H79V219L75 220L76 223H78V225L80 226L81 228V234H85L87 236L88 239H93V245L91 246L90 248V251L87 249V248H80L79 250V253L76 254V256H72L69 254V252H65V253H59V254H56L55 256H53V259L52 261H46L42 264H70L72 262H74V260L77 261V264H97L96 263V260H99L100 258V264H111V262L113 261V256L114 254L116 255L117 253V249L118 247L123 246L124 248L126 247V249H124V254L125 252H129L131 250H134V249H141L143 248L141 245L139 244H135V238L133 236V233L137 234L138 233V230H139V227L138 224L140 223L139 220L140 219H145L146 220V227L149 228V230H151V234H155V233H163L165 230H168L169 229V222L168 221H163V218L161 217V214L163 211H165V209H167V205H165L164 203L162 202H159L158 200V197H156L155 195H153L152 193L148 192ZM52 198H55V197H52ZM60 200H64L65 199V196L64 195H60L59 196ZM55 201L53 199L50 198V200L48 201V205L44 206V208H46L47 210H52L53 209V205H51L52 203H54ZM51 203V204H50ZM161 203V204H160ZM175 205H179L177 204L178 201H175L174 202ZM160 204V205H159ZM55 210L58 208V207H54ZM212 208V207H211ZM184 211V213H183ZM166 214H168L166 212ZM141 216V217H140ZM98 219L100 220V225H99V231H100V234L102 236V239H107L108 243H110L112 245V257L106 261V260H103L101 258V252H98V247H97V244H98V241H97V238H96V234L92 235L91 236V233H95V228H96V223L98 221ZM182 225H184V230H189V226L188 225H185L183 222H182ZM137 228V229H136ZM141 230V228H140ZM107 233V236L105 235ZM6 235H3L2 233H0V238L1 240L3 241V245L5 244L7 249H10V248H15L16 247V251L17 253H21V254H25L23 248L26 247L27 245H29L30 243H23V246H19L20 243H15V239H13V237L11 235H8L6 237H4ZM119 244V245H118ZM134 244V245H133ZM72 246H74L75 244H71ZM8 251V250H7ZM92 251V252H91ZM8 253V256L7 255H4V256H0V264H6L9 262V260L11 261V257H10V254L9 252ZM93 253V256L91 257ZM111 254V252L109 253ZM37 254L34 255L33 257L31 258H25L24 256L22 257H17L15 260H14V263L15 264H39L36 260L37 258ZM91 258V259H90Z\"/></svg>",
	"mask_w": 264,
	"mask_h": 264
}]
</instances>
